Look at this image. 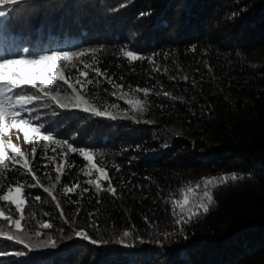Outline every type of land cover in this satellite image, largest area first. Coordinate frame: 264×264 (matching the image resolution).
<instances>
[{
    "label": "trees",
    "instance_id": "16d2710c",
    "mask_svg": "<svg viewBox=\"0 0 264 264\" xmlns=\"http://www.w3.org/2000/svg\"><path fill=\"white\" fill-rule=\"evenodd\" d=\"M4 7L12 10L0 18V52L16 45L37 53L88 49L73 63L107 71L125 91L151 92L140 114L106 92L111 85L103 78L89 85L95 104L107 106L115 120L52 104L45 128L92 151L117 196L85 183L97 174H86L91 165L79 151L53 146L64 151L58 158L57 149L37 148L34 170L43 186L56 185V200L40 186L28 187L35 183L30 176L0 172V192L9 183H24L28 199L20 235L30 245L0 237V252L7 253L0 264H264V0H21ZM129 49L154 63L129 65L122 55ZM65 72L75 75L71 66ZM57 86L72 95L62 81L51 90ZM137 98L144 94L127 97ZM61 162L65 169L57 183ZM221 177L229 181L207 187L213 195L208 213L181 230L179 208L174 217L171 202L182 199V190L192 201L202 199L204 181ZM77 182L79 188L63 192ZM0 211L20 219L9 202L0 201ZM43 222L53 227L41 229ZM0 229L17 231L2 217ZM81 230L98 243L76 237ZM49 237L55 247L42 246L51 244Z\"/></svg>",
    "mask_w": 264,
    "mask_h": 264
},
{
    "label": "snow or ice",
    "instance_id": "6c2138e0",
    "mask_svg": "<svg viewBox=\"0 0 264 264\" xmlns=\"http://www.w3.org/2000/svg\"><path fill=\"white\" fill-rule=\"evenodd\" d=\"M25 2L31 3L32 0H25ZM20 3L21 0H0V18L6 17L7 13L12 10L11 8H5L4 6H15ZM4 30V21L0 20V33ZM92 51L94 60L95 50ZM88 52V49H84L82 51H50L47 53H37L27 46L20 45L10 46L0 52V172L4 169H8L9 171L17 174L24 173L25 175L30 176V181L35 183L30 182L28 187H42L43 192L47 193L53 200H56V196L53 194L52 189H54L56 185L53 184L51 188H49L40 183V177L34 170L32 160L28 158L25 151H22L20 147L12 143L11 137L8 136L9 130L16 129L18 133L22 132L24 142L26 144L33 145L31 148L33 160L35 159L37 153L36 145L40 141L45 142V150L48 148L47 142H53L56 145H67L69 152L75 153L79 151V155L86 162V165H91L86 174L91 177L93 170L97 174L95 179L89 178L85 181V183L89 186H94L97 192L101 190L107 191L113 197L117 196V190L112 184L111 177L108 175L106 168L93 162L94 153L92 151L77 149L68 141L55 138L42 123H36L31 119L32 109L28 106L33 105L34 102L37 101L50 100L61 109H78L96 117H107L115 120L117 117L107 111V106H105L104 110H101V108L95 104L93 99L94 93H90L88 91L89 85L99 83V78H103L109 85H111V90L106 89V92L110 91V95L114 97L119 96L120 99L132 106L134 110L138 111L140 114H143L145 110L141 107V105L147 102L146 98L151 92L150 88L136 87L135 89H131V86H129V89H131L130 91H125V85L123 83H116L115 79L109 75L107 71H103L99 67L93 68L92 64L86 62H82V67H78L73 63L74 59L79 60L81 57L88 55ZM122 55L127 59V63L129 65L132 62L144 59H147L149 63H154L153 58H145L130 49L122 50ZM68 66L75 69V75L66 74L65 69ZM89 69L95 73V76L92 78H89ZM119 79L123 80L124 77L121 76ZM185 80H187V77H185ZM57 81H62L68 89H71L72 95H62L59 86L56 87L55 91L51 90V86L57 85ZM45 89L49 90L45 91ZM132 91L136 93L142 92L144 94V98H137L135 100L127 99V97L131 95ZM36 93H39V95ZM165 95L168 94L165 93ZM111 107L117 108L118 105L112 104ZM38 119L39 117H37V120ZM30 133L32 134L31 139L29 135ZM5 137L8 138L5 139ZM16 139H20L19 135H17ZM64 155L66 156V153ZM48 159L51 160L54 158L48 157ZM67 166L74 167L71 162H67ZM43 167L47 168V165H44ZM64 169L65 162H61L55 167V181L57 183L61 181V174ZM117 171H119L118 168ZM44 174L48 175L47 172ZM230 179L235 181L238 177L236 174H233ZM102 181H107L106 188L101 183ZM228 181V177H221L219 181L205 180V190L203 191L202 199L198 196L195 201H192L190 197L183 192V190L181 191L180 194L182 199L173 200L171 202L173 207L172 214L174 217L177 215V207L179 208L180 218L176 219V224L181 227V230H183L184 224L190 223L191 220L194 217H198L201 212L206 214L210 210V207L213 204V195L207 190V187L213 184L227 183ZM79 187L80 184L77 182L72 186H65L63 188V192L67 194L73 192L74 189ZM200 187V185L196 186L197 189ZM84 191H88V189L85 188ZM192 191L193 189H188V192ZM27 199L28 197L25 195L23 182L9 183L6 190L0 192V201L10 202L11 205L15 206V211L20 213V219H13L11 216H5L4 212L0 211V217H2L3 220L7 221L10 225H13L17 230L13 233L5 232L0 229V237H3L8 241L22 243L26 248L30 247V245L26 242L25 237L20 235V230L21 221L25 219L24 207ZM35 199L39 201L41 197L36 196ZM73 203H76V201H73ZM56 208L60 210L61 218L65 219V223H67L68 220L58 202L56 203ZM39 227L41 229H51L53 225L51 222H43L39 225ZM41 234V231L35 232V236L37 238H39ZM75 235L78 238L88 240L92 244L98 243V241L91 239L83 230L76 231ZM129 235V231L123 232L124 237H128ZM49 240L51 241L50 245L48 241H45L42 246L55 247V241H52L51 237H49ZM122 242L123 241H121V243ZM6 254L7 253L0 252V255ZM15 254L23 255L24 253L17 252Z\"/></svg>",
    "mask_w": 264,
    "mask_h": 264
},
{
    "label": "rangeland",
    "instance_id": "374dc122",
    "mask_svg": "<svg viewBox=\"0 0 264 264\" xmlns=\"http://www.w3.org/2000/svg\"><path fill=\"white\" fill-rule=\"evenodd\" d=\"M52 87V86H51ZM49 89H45V91H48ZM31 91H34V90H31ZM31 91H30V94H31ZM39 95V93H36ZM54 104L53 102H51L50 100H43V101H37V102H34L33 105H29L28 107L32 109V114L33 116L37 115V117H39V119L37 120V117H31V119L36 122V123H47L48 121H50V116L49 114H51L52 110L54 109L53 105ZM43 132V130H42ZM17 135H19L20 139L17 140L16 137ZM30 139L32 138V134L30 133ZM8 136L11 137V140H12V143L16 144L18 147L21 148L22 151H25L26 154L28 155V158L31 160L32 158V153H31V148L33 145L31 144H26L23 140V133L20 132L18 133L16 129H11L9 130V133H8ZM8 137H5V139H7ZM44 141H40L36 147L37 148H44ZM48 143V148L47 150H51L54 147H57V145L53 142H47ZM60 151V152H57V156L58 158H60V154L63 153L64 151L62 150H58V148H55V150H51V151ZM54 158L56 159V157L54 156ZM10 203V202H9Z\"/></svg>",
    "mask_w": 264,
    "mask_h": 264
}]
</instances>
